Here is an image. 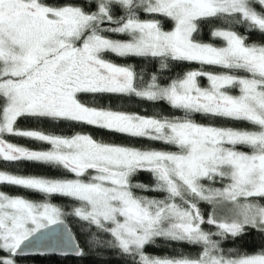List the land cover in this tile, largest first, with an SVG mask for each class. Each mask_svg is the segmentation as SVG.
Segmentation results:
<instances>
[{
    "label": "snow or ice",
    "instance_id": "6c2138e0",
    "mask_svg": "<svg viewBox=\"0 0 264 264\" xmlns=\"http://www.w3.org/2000/svg\"><path fill=\"white\" fill-rule=\"evenodd\" d=\"M163 19L171 22L170 30ZM213 19L226 24L210 32L223 46L197 39L201 23ZM254 32L264 36V0H0V162H38L74 177L0 170V185L45 198L37 202L0 191V264H17V257L30 250L86 255L70 234L57 237L53 226L63 225L66 215L50 202L57 196L74 201L68 214L95 230L89 232V248L115 250L128 264H264V248L248 254L222 246L251 231L264 236V43L249 42ZM107 53L150 58L157 67L142 75L131 65L106 59ZM172 61L227 71H189L164 83ZM198 77H205L208 87H201ZM232 88L239 94H230ZM82 93L166 102L183 116L90 106L81 101ZM193 114L246 121L253 130L203 125ZM22 117L72 121L177 150H142L90 134L21 129ZM8 136L50 147L33 150ZM141 172L150 173L154 183L134 182ZM218 182L221 187L214 186ZM201 202L211 210L202 211ZM206 225L211 227L206 230ZM158 238L201 251L196 257H151L145 247Z\"/></svg>",
    "mask_w": 264,
    "mask_h": 264
},
{
    "label": "trees",
    "instance_id": "16d2710c",
    "mask_svg": "<svg viewBox=\"0 0 264 264\" xmlns=\"http://www.w3.org/2000/svg\"><path fill=\"white\" fill-rule=\"evenodd\" d=\"M58 2L63 3L65 0H58ZM84 3H88V0H83ZM117 15L122 14V9L116 10ZM142 19H149L147 14L140 13ZM163 26L165 30H170L172 28L171 22L163 19ZM226 26L225 22L222 20H209L202 22L200 25L199 33L197 34V39L201 42H211L215 46H223V41L219 39H214L210 37V32L215 27ZM237 30L245 33V29L242 26H237ZM109 38L112 39H127L123 34L115 33H105ZM249 42L252 43H264V36L258 32L252 33L249 38ZM105 58L113 63L128 66L131 65L142 75L150 69L157 67L156 63L150 58L142 57H117L114 54L107 53ZM189 71H204L211 73H223L227 71L226 69L213 66V65H202L198 62H188V61H172L169 64V69L163 77V82L167 83L170 79L180 78ZM233 74L239 76H246L247 73L243 71H236ZM200 85L202 87H207V80L205 77H200ZM230 94L238 95L239 89L232 88L229 90ZM80 99L82 102L96 107L111 108L113 110L126 111L131 113H138L140 115L146 116H158V117H168V118H179L183 116L181 110L171 108L166 102H148L142 101L139 98L122 96L119 94H80ZM193 118L197 123H201L207 126L215 127H225L234 129H245L253 130V126L246 121H237L226 119L223 117H211L205 116L203 114H193ZM17 127L21 129H39L52 134L71 136L77 133L90 134L98 141L135 147L142 150H161V151H176L177 149L173 145H167L162 142L152 141L147 138L131 137L126 134L116 133L106 129H100L94 126L79 124L72 121H60L51 120L47 118H32V117H22L17 122ZM13 143L21 144L23 146L29 147L33 150H47L50 146L38 142L32 141L27 138L22 137H6ZM240 150L248 151L245 146H239ZM0 170H6L14 174L23 175H35L44 176L48 178H74L71 173H68L63 168H59L52 165L40 164L38 162H0ZM87 178V177H85ZM134 182H142L144 184L152 185L154 183L153 176L148 172H141L137 174L134 178ZM226 183V181L224 182ZM215 187H221L222 183L218 182L214 185ZM0 191H4L9 195H19L26 199L41 202L45 198L43 194L34 193L26 189H22L15 186L0 185ZM138 195H148L152 198H164V193L149 192L140 193ZM51 203L62 208L66 215L63 220L66 221L74 235L76 236L80 246L85 248L86 255L83 257L75 258H57L54 256H33L26 259L17 258V264H128V258L122 257L117 251L111 249H100L97 250L95 246L89 248L91 241L90 231H95L94 229H89L85 222L80 221L75 216L69 215L75 202L69 198L65 197H53L51 198ZM260 203L264 204V200H260ZM202 211L205 213L211 210V206L206 203L201 202ZM211 226H205L206 230ZM222 246L225 251L229 249H238L242 253L254 254L259 252L264 248V236H261L255 231H251L250 235H247L243 239H238L233 242L231 239L228 241H223ZM145 253L151 257L160 258H175L179 256H190L196 257L201 251L200 246H194L183 242H171L158 238L154 243L145 247Z\"/></svg>",
    "mask_w": 264,
    "mask_h": 264
},
{
    "label": "water",
    "instance_id": "95a60500",
    "mask_svg": "<svg viewBox=\"0 0 264 264\" xmlns=\"http://www.w3.org/2000/svg\"><path fill=\"white\" fill-rule=\"evenodd\" d=\"M53 228L57 230V237H66L68 234H70L74 238V240L76 242H78L76 236L74 235L69 224L66 221H64L63 225L53 226ZM65 229H67V232L64 231ZM33 256H54L57 258H75V259L79 258L72 253H70L67 256H64V255H61L60 253H52V252H45L44 254H39V253H37L35 251H31V250L27 251L25 254H21L17 258L26 259V258H30Z\"/></svg>",
    "mask_w": 264,
    "mask_h": 264
},
{
    "label": "rangeland",
    "instance_id": "374dc122",
    "mask_svg": "<svg viewBox=\"0 0 264 264\" xmlns=\"http://www.w3.org/2000/svg\"><path fill=\"white\" fill-rule=\"evenodd\" d=\"M207 80V79H206ZM198 83L200 84V77H198ZM209 85V82L207 81V87ZM201 86V85H200ZM202 87V86H201Z\"/></svg>",
    "mask_w": 264,
    "mask_h": 264
}]
</instances>
